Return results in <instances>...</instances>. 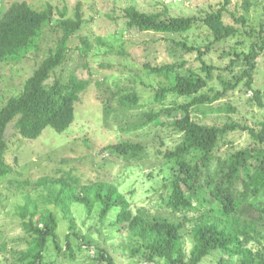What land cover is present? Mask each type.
Returning <instances> with one entry per match:
<instances>
[{
  "label": "trees",
  "instance_id": "trees-1",
  "mask_svg": "<svg viewBox=\"0 0 264 264\" xmlns=\"http://www.w3.org/2000/svg\"><path fill=\"white\" fill-rule=\"evenodd\" d=\"M230 3L231 0H224L220 8L206 12L201 19L142 12L133 5L115 9L112 16L116 21L123 20L130 30L162 35L174 51L180 49L186 54H196V61L200 63L197 70L182 59V54L175 62L160 67L145 64L144 69L160 79L156 85L138 84L149 88L150 94L146 98L140 96L141 91L135 87L137 84L125 86L121 81H116L104 91L106 105L115 101L128 111L145 104L149 107L144 112L146 121L142 126L167 127L180 136L173 148L163 152L168 173L162 177V171L154 176L158 183L154 188L156 191L162 189L159 208L183 214V222L153 215L145 209L134 211L126 195L112 183H81L69 174L59 178L43 177L36 182L25 183L31 192L46 191V194H39L46 205L40 209L29 194L27 203L19 207L21 240L26 247L16 254L18 263L45 264V252L50 241L59 255L75 258L74 248L81 250L87 244L70 216L72 205L77 204L89 216L97 214L100 219L114 214L113 225L117 230L130 233L136 240L138 247L133 253L141 257L140 264H159V261L164 264H203L212 254L219 255L221 261L238 258V264H264L263 96L259 90L254 91V100L263 110L258 128L240 126L230 118L211 125L195 119V114H233L236 109L231 106L216 108L213 105L226 98L227 92L235 89L244 77L248 78L245 86L253 90L252 72L257 58L264 51V24L259 30L262 43H253L249 54L244 57L247 68L243 76L232 82L219 75L217 78L223 82V90L214 95L204 92L216 69L204 61V56L212 51L213 46L243 35L257 36L255 29H248L244 17L236 19L243 27L242 32L225 21ZM248 8L249 5L246 6ZM54 22L62 35L19 92L11 96L0 110V186L14 171L5 159L9 127L13 126L16 133L30 141L40 138L48 128L58 134L67 132L76 120L77 105L89 84L79 79L74 71L65 70L69 53L86 58L93 50L87 36L79 35V41L73 43L86 24L79 6L70 16L66 9L60 11L50 3L34 7L25 1L14 2L0 18V67L18 65L31 55L37 56L44 35ZM200 26L211 33L213 40L208 44L195 46L186 39H177ZM99 42L103 44L101 40ZM235 57L241 60L240 55L235 54ZM170 96L185 101H172L167 107ZM237 129L248 132L250 143L225 157L218 154L230 133ZM105 150L125 162L147 158V150L141 143L123 141L109 145ZM59 213L69 221L64 246L58 234ZM190 214L194 217H189ZM187 223L191 229L184 232ZM186 235L192 243L189 256L184 246ZM252 244H257L259 250L250 247ZM97 260L99 264H115L104 250H100Z\"/></svg>",
  "mask_w": 264,
  "mask_h": 264
},
{
  "label": "rangeland",
  "instance_id": "rangeland-1",
  "mask_svg": "<svg viewBox=\"0 0 264 264\" xmlns=\"http://www.w3.org/2000/svg\"><path fill=\"white\" fill-rule=\"evenodd\" d=\"M22 1L34 7L50 3L60 11L66 9L70 16L75 14L79 6L86 24L73 39V43L79 41V35L87 36L93 50L86 58L69 53V63L65 70L74 71L79 79L89 84L77 105L76 120L67 132L58 134L48 128L40 138L30 141L16 133L13 126L7 131L8 150L5 159L14 171L0 186V264H20L16 260V254L26 246L21 240L23 232L18 215L19 207L27 203L29 194L37 201L40 209L46 205L39 197L40 193L46 194V191L31 192V188L25 183L36 182L43 177L59 178L69 174L81 183H112L126 195L134 211L145 209L153 215L183 222V214H173L159 208L162 189L156 191L154 188L158 186L154 176L162 171V177L168 173L163 152L173 148L179 142L180 136L167 127L160 128L152 124L142 126L146 121L144 112L149 107L145 104L128 111L119 107L115 101L109 106L106 105L107 96L104 91L116 81H121L125 86L137 84L135 87L141 91L140 96L146 98L150 94L149 88L138 84L142 82L156 85L160 79L144 69L145 64L160 67L175 62L182 54V59L197 70L200 63L196 61V54H186L180 49L174 51L162 35L130 30L123 20L116 21L112 16L115 9L133 5L142 12L160 13L167 17L197 16L201 19L206 12L220 8L224 0H0V18L14 2ZM240 17L246 19L248 29L257 31V36L250 38L243 35L213 46L212 51L204 56V61L216 68L214 78L209 80L205 93L214 95L215 92L223 90V82L217 78L219 75H223L221 78L225 81L232 82L243 76V71L247 68L245 55L249 54L253 43H262L259 30L264 24V0H231L225 21L242 32V25L236 21ZM61 35L62 31L54 22L46 31L37 56L31 55L18 65L0 67V110L11 96L19 92L25 80L45 58L48 50L55 46ZM177 39H186L195 46H202L213 40L204 26L194 28ZM262 52L252 72L253 90L245 86L248 78L244 77L235 89L227 92L226 98L213 105L216 108L231 106L236 111L233 114L206 116L195 114V119L211 125L230 118L240 126L258 128L263 110L254 100V91L259 90L264 99V51ZM235 54L240 55L241 60ZM172 101L183 103L185 99L170 96L167 107L171 106ZM123 141L143 144L147 150V158L137 162H125L105 150L107 146ZM250 141L247 131L237 129L230 133L218 154L225 157L245 147ZM70 216L74 218L79 234L86 239L89 246L83 245L81 250L75 247V258H70L59 255L50 241L45 252V264H99L97 257L100 250L110 254L115 264L142 263L141 257L133 253L134 248L138 247L133 236L119 232L113 225L114 214L100 219L97 214L89 216L81 205L74 204ZM58 217L59 239L64 246L65 236L69 233V221L62 213ZM189 217L194 216L190 214ZM189 224H186L187 230L184 232L191 229ZM184 246L189 256L192 243L187 235ZM250 247L259 250L257 244ZM158 263L164 264L162 261ZM203 264H238V258L221 261L219 255L212 254Z\"/></svg>",
  "mask_w": 264,
  "mask_h": 264
}]
</instances>
